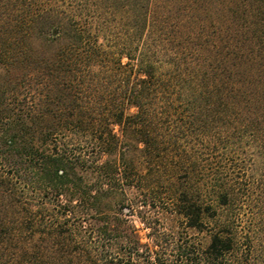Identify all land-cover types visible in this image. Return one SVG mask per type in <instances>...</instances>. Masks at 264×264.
Listing matches in <instances>:
<instances>
[{
    "label": "trees",
    "instance_id": "1",
    "mask_svg": "<svg viewBox=\"0 0 264 264\" xmlns=\"http://www.w3.org/2000/svg\"><path fill=\"white\" fill-rule=\"evenodd\" d=\"M257 170L264 0H0V264H264Z\"/></svg>",
    "mask_w": 264,
    "mask_h": 264
},
{
    "label": "rangeland",
    "instance_id": "2",
    "mask_svg": "<svg viewBox=\"0 0 264 264\" xmlns=\"http://www.w3.org/2000/svg\"><path fill=\"white\" fill-rule=\"evenodd\" d=\"M237 158H240L239 156ZM245 165L248 166L249 164V159L245 158ZM241 163V161H238ZM170 166H168L166 164V166L161 165L159 163H157L156 166H152L150 168V170L147 171V174L149 176V178L151 180L154 181V185L156 186L157 190L159 192H163L166 186V181L170 178V170H169ZM248 171L249 168L251 167H247ZM254 172V170H250V172ZM258 172L261 173V170H257V173H254L253 176H249L250 178V184L249 186L247 185H243L244 188H247L246 191V197L243 198V207L241 208V212H242V216L245 219L247 216L248 218L252 217L255 218L259 215L258 210L262 211L261 215L264 216V207L263 204L264 203V184H262L261 186L259 184H257V179L259 181L258 178ZM253 178H256V181L252 183ZM262 181L264 182V177L262 176ZM242 186V187H243ZM138 195V194H137ZM133 196H135V191H127L125 192H120L118 193V195H116L115 197V203L113 205L114 209L119 212V211H125L126 208L123 207L127 202H129V198H132ZM156 203V207H158V209H162L165 205H163L160 202L155 201ZM259 206H261V208L259 209ZM133 207L135 208L136 206L133 205ZM126 218H128L130 220V222L134 225V227L137 230V233L140 237H142L144 239V233L147 231L146 228L143 226V224L141 223V221L139 220L138 217H136L135 215H129ZM170 222V221H169ZM262 236H263V241H264V227H262ZM201 240L203 242H205V238L201 237Z\"/></svg>",
    "mask_w": 264,
    "mask_h": 264
}]
</instances>
